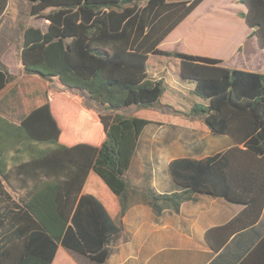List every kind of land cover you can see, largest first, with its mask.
Listing matches in <instances>:
<instances>
[{
    "label": "trees",
    "instance_id": "16d2710c",
    "mask_svg": "<svg viewBox=\"0 0 264 264\" xmlns=\"http://www.w3.org/2000/svg\"><path fill=\"white\" fill-rule=\"evenodd\" d=\"M29 1L30 16L48 23L45 31L22 26L24 77L43 83L57 79L64 89L35 88L19 121L0 115V264H51L60 245L95 264L106 262L110 234L117 228L104 205L83 194V187L95 171L125 212L129 184L124 175L143 128L152 121L118 111L160 107L167 82L149 73L151 55L178 61L181 81L192 84L191 93L201 99L182 114L202 118L214 134L229 135L235 143L202 159L171 160L169 172L182 191L152 194L154 210L160 214L159 200L179 209L182 201L199 194L243 205L236 217L208 230L206 239L215 250L259 220L264 209V73L160 48L204 0ZM9 2L0 0V21ZM240 2L246 11L239 15L264 48V0ZM15 66L11 53L0 57V91L18 79ZM74 90L88 93L106 112L86 105ZM58 95L73 103L70 119L77 117L72 145L60 141L71 126L69 117L53 108ZM218 235H223L219 241ZM239 264H264V237Z\"/></svg>",
    "mask_w": 264,
    "mask_h": 264
},
{
    "label": "crops",
    "instance_id": "0c3cea01",
    "mask_svg": "<svg viewBox=\"0 0 264 264\" xmlns=\"http://www.w3.org/2000/svg\"><path fill=\"white\" fill-rule=\"evenodd\" d=\"M224 10L228 11L232 23L220 28L217 21L225 25ZM244 11L246 8L240 0H204L169 38L184 27L183 40L203 45L199 50L200 55L220 59L224 66L232 60H238L242 70L264 73V48H261L257 36L253 34V28L239 15V12ZM170 44L165 42L160 48L168 50L166 48H170ZM178 64L176 60L150 56L149 73L157 80L164 78L167 90L160 107H151L162 113H156L159 117L145 116L139 112L133 114L152 122L143 128L124 175L129 184L124 198L125 212H122L121 200L116 193L107 191V195L97 196V190L88 189L92 178L101 182L98 175L94 176L95 171H90L85 180L83 194L96 197L107 209L117 228V232L110 234V252L104 264H239L264 237L263 209L261 217L253 226L228 237L220 250L212 248L206 239L208 230L226 224L244 208L241 204L230 203L222 196L199 194L195 200L182 201L179 209H175L168 201L159 200V215L150 203L152 194L175 195L182 191L169 172L171 160L184 157L202 159L235 146L229 135L214 134L202 118L171 115L183 110L189 111L190 106L181 109L177 105L182 104L179 98V94L184 92L182 89L191 92L193 88L192 84L181 81ZM173 65L177 75L170 81L167 66ZM12 84L0 91V94L5 92L6 97L5 113L0 115L19 121L25 112L15 106L16 90L11 87ZM49 84L46 89L48 92L64 89L51 88ZM76 118L68 120L71 127L62 134L60 141L63 144L72 145L75 142ZM100 184L106 189L105 183ZM221 236H216V240L219 241ZM51 264L95 262L60 245Z\"/></svg>",
    "mask_w": 264,
    "mask_h": 264
},
{
    "label": "rangeland",
    "instance_id": "374dc122",
    "mask_svg": "<svg viewBox=\"0 0 264 264\" xmlns=\"http://www.w3.org/2000/svg\"><path fill=\"white\" fill-rule=\"evenodd\" d=\"M216 1H226V0H216ZM224 13H226L225 15H223L225 19V22H224L225 25L221 24L220 23L221 21H217L218 22L217 25H219L220 28L224 26H228L232 23L229 19V16L227 15L228 11L224 10ZM47 23L48 21L45 19V17L36 18V17L30 16V1L29 0H10L6 8L5 14L2 20L0 21V57H3L5 53L7 54L11 53L16 62V66L14 67V69H16L18 79L15 80V82L11 85V87H14L16 90V94L14 98L15 106L17 109H21L22 111L25 110L26 104L24 103L28 102L29 94H31L35 88L40 89L42 92L46 90L48 87L47 83H43V81H37L35 77L33 78L24 77V72L22 69L21 62H20L21 60L20 59V46L23 41L22 26L23 25L39 26L45 31L47 28ZM184 31H185L184 27H182L171 38L168 37L166 39L167 44H170V43L171 44L168 45V47L170 48H166V49L201 54L199 50L202 48L203 45L190 41V40L188 41L183 40ZM227 66L233 69L242 70L240 68V62L238 60L230 61V63H228ZM167 69L169 73V80L172 81L173 76L175 74L177 75V70L174 65L167 66ZM49 86L51 88H57V87L63 88V86L61 85V83L57 81V79L50 82ZM182 91L184 92H182V94H179V98L181 99L182 104L181 105L178 104L177 105L178 108L185 109V107L186 106L189 107L191 103L199 102L201 100L200 98L196 97L195 94L187 90L182 89ZM73 92L80 93L85 98L84 101L87 105L97 108L100 112H106V110L103 107H101L94 99H92L88 93L81 92V90H74ZM5 98H6L5 92L0 94V114L5 113V108H4ZM52 105L54 109H57V110L60 109L62 115L66 117L68 116L70 119L69 114L74 111L73 103H70L69 101L65 99H62L61 95H58L55 99H53ZM136 112L137 113L139 112V114H142V115L144 114L145 116L155 115L156 117H159V114H162L160 111H157L156 108H151V107H148L146 109L138 108L136 105L125 107L118 111V113L126 114V115H133ZM184 112L185 111L183 110L182 112L180 111L177 112L178 114L171 113V115L176 116ZM156 113H159V114L156 115ZM94 174H95L94 176H97L96 173ZM97 178L99 179V181H101L100 183H104L98 176ZM100 183L97 180H94L92 178L90 184L88 185V189L97 190V194H98L97 196L107 195L106 194L107 191L108 193L114 194V192H112V190L108 188V186H106V189H105Z\"/></svg>",
    "mask_w": 264,
    "mask_h": 264
}]
</instances>
